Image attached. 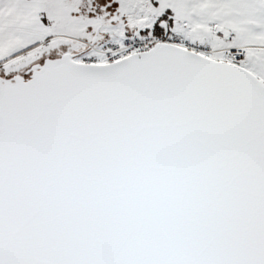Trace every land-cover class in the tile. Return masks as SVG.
Listing matches in <instances>:
<instances>
[{"label": "snow or ice", "instance_id": "snow-or-ice-1", "mask_svg": "<svg viewBox=\"0 0 264 264\" xmlns=\"http://www.w3.org/2000/svg\"><path fill=\"white\" fill-rule=\"evenodd\" d=\"M0 264H264V0H0Z\"/></svg>", "mask_w": 264, "mask_h": 264}]
</instances>
